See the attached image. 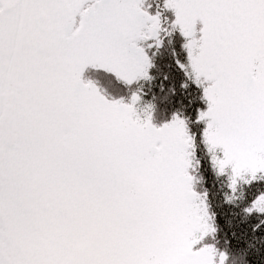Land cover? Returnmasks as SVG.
<instances>
[{"label":"snow or ice","instance_id":"obj_1","mask_svg":"<svg viewBox=\"0 0 264 264\" xmlns=\"http://www.w3.org/2000/svg\"><path fill=\"white\" fill-rule=\"evenodd\" d=\"M0 264H264V0H0Z\"/></svg>","mask_w":264,"mask_h":264},{"label":"trees","instance_id":"obj_2","mask_svg":"<svg viewBox=\"0 0 264 264\" xmlns=\"http://www.w3.org/2000/svg\"><path fill=\"white\" fill-rule=\"evenodd\" d=\"M176 39H177V44H178L181 38L179 37V35H177ZM224 227L225 229H227V225H224Z\"/></svg>","mask_w":264,"mask_h":264}]
</instances>
